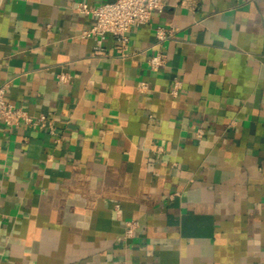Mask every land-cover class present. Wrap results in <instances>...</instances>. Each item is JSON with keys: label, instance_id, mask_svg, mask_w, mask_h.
I'll return each instance as SVG.
<instances>
[{"label": "crops", "instance_id": "crops-1", "mask_svg": "<svg viewBox=\"0 0 264 264\" xmlns=\"http://www.w3.org/2000/svg\"><path fill=\"white\" fill-rule=\"evenodd\" d=\"M114 1L0 0V87L55 128L0 123V264H264V0H165L96 51L78 4Z\"/></svg>", "mask_w": 264, "mask_h": 264}, {"label": "built area", "instance_id": "built-area-1", "mask_svg": "<svg viewBox=\"0 0 264 264\" xmlns=\"http://www.w3.org/2000/svg\"><path fill=\"white\" fill-rule=\"evenodd\" d=\"M165 0H116L114 2L103 3L97 7H90L86 2H80L77 9L87 15H94L95 22L89 30L83 32V37L93 38L96 42L95 50L99 51L103 41L108 34H113L117 39L126 45L129 39L128 32L131 26L149 24L153 13H162L165 10ZM174 33V28L158 27L156 29V37L158 43H163L170 38ZM167 55L164 51H159L150 59L152 70H159L166 62ZM59 82H68L69 76L66 73H61L58 77ZM146 83L142 84L145 88ZM181 83L175 81L172 90L173 95H178ZM0 123L8 127L18 126L21 123L34 125L42 124L49 125L51 132L55 133V128L51 121L45 115L35 119L25 109L9 101L6 97V87H0ZM205 130L199 128L197 131L198 137H203ZM139 223L135 220L126 222L123 237L126 241L132 240L136 231L139 228Z\"/></svg>", "mask_w": 264, "mask_h": 264}]
</instances>
